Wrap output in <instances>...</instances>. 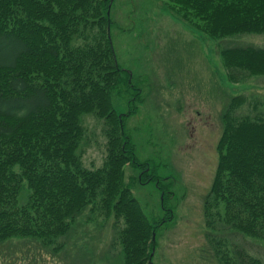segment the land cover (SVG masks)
Returning <instances> with one entry per match:
<instances>
[{
	"label": "trees",
	"instance_id": "trees-1",
	"mask_svg": "<svg viewBox=\"0 0 264 264\" xmlns=\"http://www.w3.org/2000/svg\"><path fill=\"white\" fill-rule=\"evenodd\" d=\"M113 2L0 0V256L11 258L6 250L18 251L17 241L27 255H59L70 244L85 253L78 226L88 211L89 218L113 219L110 245L118 243L120 253L105 260L152 264L158 225L124 180L126 163H147L137 160L113 103L118 92L139 94L116 60L107 14ZM165 3L209 37L232 38L216 48L228 80L264 75V46L233 40L264 33V0ZM89 113L104 119L107 136L104 161L94 169L81 159ZM220 119L217 165L203 197L206 239L221 264H261L228 237L264 243V98L234 94ZM160 179L150 171L145 182Z\"/></svg>",
	"mask_w": 264,
	"mask_h": 264
},
{
	"label": "rangeland",
	"instance_id": "rangeland-1",
	"mask_svg": "<svg viewBox=\"0 0 264 264\" xmlns=\"http://www.w3.org/2000/svg\"><path fill=\"white\" fill-rule=\"evenodd\" d=\"M168 7L165 0H114L109 8L116 60L130 71L133 87L139 89V94H114L113 103L124 114V131L137 160L147 163L146 167L126 163L124 180L132 185V194L150 221L158 225L152 236V264H221L206 239L203 214V197L218 160L220 113L234 94L264 98V75L228 80L216 48L232 38L213 39L178 19ZM233 37L264 46V33ZM82 122V163L94 169L106 155L105 122L91 113L83 115ZM143 169L160 176V181L145 182L149 174H141ZM26 193L22 190L21 197ZM86 215L78 226L88 244L85 253L70 244L59 255H27L17 241L18 251L6 250L11 258L0 256V264H112L105 256L120 253L118 243L110 245L113 219L100 213L89 218L88 211ZM228 238L264 264L262 241L241 235Z\"/></svg>",
	"mask_w": 264,
	"mask_h": 264
},
{
	"label": "water",
	"instance_id": "water-1",
	"mask_svg": "<svg viewBox=\"0 0 264 264\" xmlns=\"http://www.w3.org/2000/svg\"><path fill=\"white\" fill-rule=\"evenodd\" d=\"M107 14H109V9L107 10ZM153 239H154V233H153ZM153 252H154V247H153V249L151 251V254H153Z\"/></svg>",
	"mask_w": 264,
	"mask_h": 264
}]
</instances>
